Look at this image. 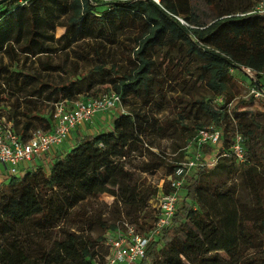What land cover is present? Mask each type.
Segmentation results:
<instances>
[{"label": "trees", "instance_id": "trees-1", "mask_svg": "<svg viewBox=\"0 0 264 264\" xmlns=\"http://www.w3.org/2000/svg\"><path fill=\"white\" fill-rule=\"evenodd\" d=\"M257 1L8 0L0 5V110L23 141L37 130L51 131L58 103L71 106L113 92L120 106L133 97L142 107L121 108L110 130L79 139L48 171L36 168L0 186V264H104L106 233L124 222L145 233L154 220L149 201L157 186L141 174L162 168L168 193L165 179L184 157L182 149L209 126L222 130L224 149L235 132L242 135L244 162L222 157L213 169L189 178L171 227L149 242L141 264H264V113L246 107L264 108V94L254 100L237 84L241 67L264 73V16L246 15ZM57 27L65 29L58 39ZM59 54L60 63H51V55ZM187 57L204 61L196 78L211 95L192 102L205 120L180 115L173 121L180 145L168 156L147 138L155 123L148 110L158 94H152L151 83L161 73L162 87L167 81L187 83L184 66L190 63H181ZM27 61L40 70L26 71ZM123 61L133 65L127 74ZM231 83L240 94L232 92ZM252 85L261 88L259 80ZM169 127L156 125L155 131L163 135ZM134 159H139L135 165ZM101 196L112 199L113 222L95 210ZM48 232L56 237L43 245Z\"/></svg>", "mask_w": 264, "mask_h": 264}, {"label": "built area", "instance_id": "built-area-1", "mask_svg": "<svg viewBox=\"0 0 264 264\" xmlns=\"http://www.w3.org/2000/svg\"><path fill=\"white\" fill-rule=\"evenodd\" d=\"M156 4L159 0H153ZM264 16V0H258L246 15ZM181 24L186 25L181 19ZM233 74L234 70H230ZM237 84L247 91V96L258 100L264 94V73H255L241 67ZM259 76V78H258ZM259 80L261 88L252 82ZM215 102L220 103L217 99ZM120 108V98L109 92L96 98L79 100L71 106L55 104L51 112L52 129L48 132L37 130L23 141L13 130L4 111L0 110V165L4 167L8 180L22 179L23 163L36 157L48 155L60 147L71 132L90 123L98 114H105ZM121 112L123 110L121 109ZM244 138L235 132L227 149L223 147V132L214 126L199 130L192 142L184 146L185 155L176 164L173 172L165 181L168 193H164V181L157 186V194L149 201L154 210V220L145 233L139 232L127 222L121 223L114 232L105 235L104 243L108 256L104 264H141L145 259L146 248L150 241L158 239L165 229L171 227L179 203L186 198L185 184L189 178L202 170L213 169L220 158H233L237 164L244 162Z\"/></svg>", "mask_w": 264, "mask_h": 264}, {"label": "rangeland", "instance_id": "rangeland-1", "mask_svg": "<svg viewBox=\"0 0 264 264\" xmlns=\"http://www.w3.org/2000/svg\"><path fill=\"white\" fill-rule=\"evenodd\" d=\"M200 10L205 11V8L201 7ZM62 58L63 56L61 55H51L49 60L53 64H58L60 63V60ZM187 61H189L190 65H186V67L184 66L187 71L183 73L187 83L167 81L162 87L160 82L165 79L163 73H161L160 75L156 74L154 77V81L151 83L152 94H158L155 97L154 102L149 106L148 112L150 114V117L155 120V123L153 121L151 122V128L149 129L150 132L147 138L151 142L152 148L158 151H162L168 156L172 154V152H174V148L177 145H180L178 134L175 131L173 121L178 120L180 115L188 116L189 119H194L195 117H197L200 118V120H205L206 117L204 116L202 109H198L197 106L192 107V102L199 101L201 98H206L211 95L205 83L203 81H199V79L196 78L197 74L200 73V70H198V68L200 65L204 64V61L198 58L190 59L187 57L183 59V62L181 63ZM132 68L133 65H130L129 63L123 61V73L127 74ZM25 70H35L36 72H38L40 70V67L36 62L29 63V61H27ZM189 74L191 75L189 76ZM55 76L56 75H51L52 78H54ZM231 86H233L232 92L235 95L241 93L237 92V89L234 87L233 84ZM160 88L162 89V92H159ZM103 91L104 90H102V92ZM243 94L244 93L242 92L241 96ZM238 96L239 95H237V97ZM240 102L241 101H239V104ZM121 108L123 110L129 111L141 109V100L138 98L129 97L122 103L120 109ZM161 124H166L170 126L164 132L163 135L158 134L155 131L156 125ZM32 129H34V127ZM138 162L139 159H134L132 164L135 165ZM164 174V170L160 168L154 173L141 174V178H145V180L149 184L158 186L161 181H164V179H162L164 178ZM19 180V178L14 179V181ZM236 180L237 177H235V180L229 181L228 186L230 188L234 187L237 182ZM11 181L12 180L10 179L3 181L1 182L0 186L7 187ZM242 196L246 198L244 193H242ZM95 207L96 212L102 213L104 215L105 220H109L110 222L114 221V217L116 216V209L113 208L112 199L110 197H99ZM91 236L92 238H95L96 235L92 233ZM43 237L44 240L41 243L44 245L54 240L56 234L54 232H48V234L44 235Z\"/></svg>", "mask_w": 264, "mask_h": 264}, {"label": "crops", "instance_id": "crops-1", "mask_svg": "<svg viewBox=\"0 0 264 264\" xmlns=\"http://www.w3.org/2000/svg\"><path fill=\"white\" fill-rule=\"evenodd\" d=\"M64 32L65 29L63 27H57L54 32L55 38L58 39L64 34ZM69 55L72 56L71 53ZM99 88L101 89L102 87L99 86ZM246 107L251 111L264 113V108L260 107L258 103H251L248 104ZM120 113L121 109L118 107L117 109L107 112L105 114H98L90 123L85 124L78 130L71 132L68 139L60 147L54 149L48 155L36 157L30 162L23 163L21 166L22 173L24 174L36 168H42L44 171H48L50 166L54 163L57 158L61 157L77 145L79 139L85 136H93L110 130L112 128L113 120ZM6 180L7 179L5 178L4 167L0 165V184L1 182Z\"/></svg>", "mask_w": 264, "mask_h": 264}, {"label": "water", "instance_id": "water-1", "mask_svg": "<svg viewBox=\"0 0 264 264\" xmlns=\"http://www.w3.org/2000/svg\"><path fill=\"white\" fill-rule=\"evenodd\" d=\"M6 1H8V0H0V5H2Z\"/></svg>", "mask_w": 264, "mask_h": 264}]
</instances>
